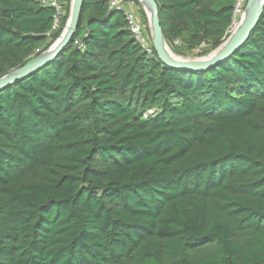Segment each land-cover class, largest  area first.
Here are the masks:
<instances>
[{
	"label": "trees",
	"instance_id": "obj_1",
	"mask_svg": "<svg viewBox=\"0 0 264 264\" xmlns=\"http://www.w3.org/2000/svg\"><path fill=\"white\" fill-rule=\"evenodd\" d=\"M155 2L175 54L229 34L234 0ZM60 5L53 28L54 7L0 0V77L60 35ZM147 40L82 0L57 56L0 89V264H264V5L202 71Z\"/></svg>",
	"mask_w": 264,
	"mask_h": 264
},
{
	"label": "water",
	"instance_id": "obj_2",
	"mask_svg": "<svg viewBox=\"0 0 264 264\" xmlns=\"http://www.w3.org/2000/svg\"><path fill=\"white\" fill-rule=\"evenodd\" d=\"M149 1L151 3V11L147 15L151 33V44L158 59L167 67L190 71L208 69L226 59L239 48L248 39L250 32L255 27L264 5V0H247L245 9L248 11V14L245 20L235 30H232L225 40L207 55L193 59H175L166 50L165 46L168 45L166 44L159 24L156 2L155 0ZM81 5L82 0H71L69 16L60 35L38 56L0 77V89L37 71L57 56L61 49L66 46L76 29ZM65 27H67V34L63 40L59 41Z\"/></svg>",
	"mask_w": 264,
	"mask_h": 264
},
{
	"label": "built area",
	"instance_id": "obj_3",
	"mask_svg": "<svg viewBox=\"0 0 264 264\" xmlns=\"http://www.w3.org/2000/svg\"><path fill=\"white\" fill-rule=\"evenodd\" d=\"M40 1L56 9V13L54 14V22L52 26L53 28L56 27L57 18L61 14V5H60L61 0H40ZM107 1H108L109 9H117V10H122L124 12L125 19L127 21V25L130 32L137 40V42L145 49V51L151 53L150 45L147 40L148 35L144 34L141 28V24L138 18L135 16L134 12L131 10H126V7L131 6L133 4V1L132 0H107ZM246 1L247 0H234L232 21L227 30V33H230L233 30L237 20L239 19L242 12L245 10Z\"/></svg>",
	"mask_w": 264,
	"mask_h": 264
},
{
	"label": "rangeland",
	"instance_id": "obj_4",
	"mask_svg": "<svg viewBox=\"0 0 264 264\" xmlns=\"http://www.w3.org/2000/svg\"><path fill=\"white\" fill-rule=\"evenodd\" d=\"M70 3H71V0H70ZM126 10H131L134 12L135 16L138 18V20L141 24V28H142L144 34L148 35V39L151 41V33H150L148 15H147V12L145 11L143 5L141 4V2L139 0H137V3L133 2V4L131 6L126 7ZM174 43L179 45V41H177V42L175 41ZM178 55L182 56L183 58H187V59H193V58H198V57L202 56V55H199L197 53V50H194V52H192V53L183 52L182 54H178ZM203 56H205V55H203Z\"/></svg>",
	"mask_w": 264,
	"mask_h": 264
},
{
	"label": "bare ground",
	"instance_id": "obj_5",
	"mask_svg": "<svg viewBox=\"0 0 264 264\" xmlns=\"http://www.w3.org/2000/svg\"><path fill=\"white\" fill-rule=\"evenodd\" d=\"M141 2V4L143 5L145 11L150 14V11H151V3L149 0H139ZM247 14H248V11H246V9L242 12V14L240 15L239 19L237 20L233 30H235L239 24L241 22H243L245 20V18L247 17ZM67 34V27H65L64 31H63V34L60 36L59 38V41L60 40H63L65 38ZM166 47V50L168 51V53L170 54V56H172L173 58L175 59H185L183 58L182 56L178 55V54H175L170 48L169 46H165ZM172 52V53H171Z\"/></svg>",
	"mask_w": 264,
	"mask_h": 264
}]
</instances>
